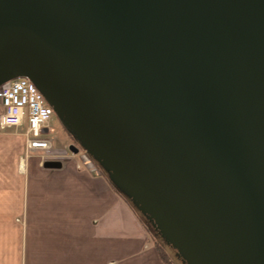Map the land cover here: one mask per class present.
I'll return each mask as SVG.
<instances>
[{
  "label": "water",
  "instance_id": "95a60500",
  "mask_svg": "<svg viewBox=\"0 0 264 264\" xmlns=\"http://www.w3.org/2000/svg\"><path fill=\"white\" fill-rule=\"evenodd\" d=\"M18 80L183 264H264V0H0Z\"/></svg>",
  "mask_w": 264,
  "mask_h": 264
},
{
  "label": "crops",
  "instance_id": "0c3cea01",
  "mask_svg": "<svg viewBox=\"0 0 264 264\" xmlns=\"http://www.w3.org/2000/svg\"><path fill=\"white\" fill-rule=\"evenodd\" d=\"M25 132L0 130V264H164L132 209L82 153L47 170L41 154L28 151Z\"/></svg>",
  "mask_w": 264,
  "mask_h": 264
},
{
  "label": "built area",
  "instance_id": "2783aa9c",
  "mask_svg": "<svg viewBox=\"0 0 264 264\" xmlns=\"http://www.w3.org/2000/svg\"><path fill=\"white\" fill-rule=\"evenodd\" d=\"M0 130L26 128L29 152L50 154V124L53 111L44 96L27 80H18L0 88Z\"/></svg>",
  "mask_w": 264,
  "mask_h": 264
},
{
  "label": "rangeland",
  "instance_id": "374dc122",
  "mask_svg": "<svg viewBox=\"0 0 264 264\" xmlns=\"http://www.w3.org/2000/svg\"><path fill=\"white\" fill-rule=\"evenodd\" d=\"M51 132L49 133L50 136H47V138L51 141L52 144V150L50 154H43L40 153L41 156H38L40 158L41 165L47 162H63L66 159H72L76 158L75 155H73L69 148L72 146H75L77 149L80 150V153H82V156L80 154V158L84 160L87 164L94 167L97 171L100 172V176L104 177L110 185L115 188L118 195L128 204V206L132 209L134 214L136 215L138 221L146 228V231L152 239V243L155 248L160 247L161 252L164 251V254L166 257L169 258V260L173 264H183L182 261L178 258L176 253L166 244V242L160 237L158 232L153 228V226L148 222V220L141 215V213L137 210L135 205L130 201V199L125 196L118 188H116L113 185V182L111 181L110 176L88 155V153L83 149L81 144L74 138V136L71 134L69 130L62 124L60 119L58 117H54L51 124H50ZM15 130V129H9ZM8 132V130H7ZM30 154H28L29 156ZM28 158V157H27ZM60 161H55V160ZM54 160V161H53ZM157 250V249H156ZM163 250V251H162Z\"/></svg>",
  "mask_w": 264,
  "mask_h": 264
},
{
  "label": "trees",
  "instance_id": "16d2710c",
  "mask_svg": "<svg viewBox=\"0 0 264 264\" xmlns=\"http://www.w3.org/2000/svg\"><path fill=\"white\" fill-rule=\"evenodd\" d=\"M156 249H157V251H158V254H159L161 260L164 262V264H173V263L169 260V258L165 256L164 251L162 250L163 252H161V248H160V247H158V248H156Z\"/></svg>",
  "mask_w": 264,
  "mask_h": 264
},
{
  "label": "flooded vegetation",
  "instance_id": "af4514ba",
  "mask_svg": "<svg viewBox=\"0 0 264 264\" xmlns=\"http://www.w3.org/2000/svg\"><path fill=\"white\" fill-rule=\"evenodd\" d=\"M55 116H56V115L54 114V115H53V118H54ZM56 117H57V116H56Z\"/></svg>",
  "mask_w": 264,
  "mask_h": 264
}]
</instances>
